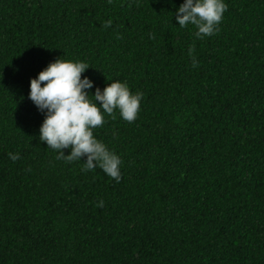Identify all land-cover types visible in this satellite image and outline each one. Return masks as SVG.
<instances>
[{"label": "trees", "instance_id": "trees-1", "mask_svg": "<svg viewBox=\"0 0 264 264\" xmlns=\"http://www.w3.org/2000/svg\"><path fill=\"white\" fill-rule=\"evenodd\" d=\"M183 2L0 0V264H264V0L203 40ZM57 58L143 94L94 130L119 183L39 140L30 81Z\"/></svg>", "mask_w": 264, "mask_h": 264}, {"label": "clouds", "instance_id": "clouds-1", "mask_svg": "<svg viewBox=\"0 0 264 264\" xmlns=\"http://www.w3.org/2000/svg\"><path fill=\"white\" fill-rule=\"evenodd\" d=\"M227 9L226 0H184L176 8L175 17L180 28L193 26L195 37L203 40L218 32ZM111 23L109 20L105 26ZM194 51V47L188 50L192 66L197 67ZM89 67L83 60L55 59L31 79L28 99L44 114L39 140L47 143L57 160L83 161L81 171H94L98 167L119 183L122 159L94 130L106 123V117L114 119L117 111L124 121L134 122L141 110L143 94L133 92L121 80H111L103 89L96 87L93 93L95 81L89 76L82 77ZM65 149H70L69 154H65ZM8 155L13 161L20 158L19 153ZM103 204L101 200L98 206Z\"/></svg>", "mask_w": 264, "mask_h": 264}]
</instances>
